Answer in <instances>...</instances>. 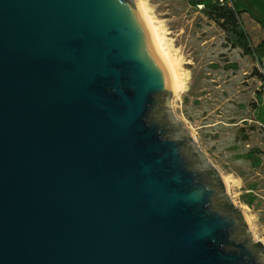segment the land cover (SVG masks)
<instances>
[{
    "label": "water",
    "instance_id": "water-1",
    "mask_svg": "<svg viewBox=\"0 0 264 264\" xmlns=\"http://www.w3.org/2000/svg\"><path fill=\"white\" fill-rule=\"evenodd\" d=\"M174 92L137 1L0 0V264H264Z\"/></svg>",
    "mask_w": 264,
    "mask_h": 264
},
{
    "label": "rangeland",
    "instance_id": "rangeland-1",
    "mask_svg": "<svg viewBox=\"0 0 264 264\" xmlns=\"http://www.w3.org/2000/svg\"><path fill=\"white\" fill-rule=\"evenodd\" d=\"M144 8L180 78L169 100L225 185L247 228L264 245V83L260 64L189 0H135ZM252 46L264 41V0H234ZM261 94V96H259ZM250 202V203H248Z\"/></svg>",
    "mask_w": 264,
    "mask_h": 264
},
{
    "label": "trees",
    "instance_id": "trees-1",
    "mask_svg": "<svg viewBox=\"0 0 264 264\" xmlns=\"http://www.w3.org/2000/svg\"><path fill=\"white\" fill-rule=\"evenodd\" d=\"M189 2L225 33L227 44L231 48L240 49L245 56L254 58L260 64L263 71L257 74L264 83V41L255 47L252 46L251 39L242 24L241 12L234 0H189Z\"/></svg>",
    "mask_w": 264,
    "mask_h": 264
},
{
    "label": "bare ground",
    "instance_id": "bare-ground-1",
    "mask_svg": "<svg viewBox=\"0 0 264 264\" xmlns=\"http://www.w3.org/2000/svg\"><path fill=\"white\" fill-rule=\"evenodd\" d=\"M141 8H142L145 16L147 17V19H148V21H149L154 33H155V36L157 38V41H158V44H159V47H160V50H161L163 56L165 57L166 61L168 62V64L170 65V67L172 69V72H173V75H174V79H175V92H174V94H176L179 91V89H181V87H180V78H179V76H178V74L176 72V69H175L174 65L171 62V59L168 57V55L164 51V49H163V47L161 45L160 39H159V35H158L156 29L154 28L150 18L147 16V14H146V12H145V10H144V8L142 6H141Z\"/></svg>",
    "mask_w": 264,
    "mask_h": 264
}]
</instances>
